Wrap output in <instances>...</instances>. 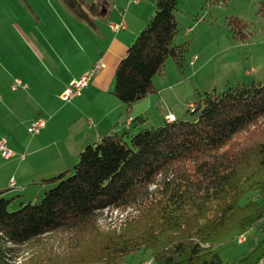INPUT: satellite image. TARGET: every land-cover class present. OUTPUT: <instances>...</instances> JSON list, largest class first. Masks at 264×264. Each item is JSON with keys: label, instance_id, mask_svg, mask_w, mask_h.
<instances>
[{"label": "trees", "instance_id": "obj_1", "mask_svg": "<svg viewBox=\"0 0 264 264\" xmlns=\"http://www.w3.org/2000/svg\"><path fill=\"white\" fill-rule=\"evenodd\" d=\"M61 1L78 22L96 28L101 1ZM178 3L154 0L153 15L117 65L112 94L124 108L159 94L153 81L165 75L168 59L183 68L186 46L172 45ZM229 29L247 41L244 21L231 19ZM190 105L194 122L165 119L87 145L72 173L44 182L48 188L34 202L0 190V264L56 233L75 234L86 246L68 264H141L135 259L146 254L154 264H223L218 247L264 222V80L205 92ZM107 211L129 215L100 231ZM92 231L99 239L89 245ZM235 264H264V239Z\"/></svg>", "mask_w": 264, "mask_h": 264}, {"label": "crops", "instance_id": "obj_2", "mask_svg": "<svg viewBox=\"0 0 264 264\" xmlns=\"http://www.w3.org/2000/svg\"><path fill=\"white\" fill-rule=\"evenodd\" d=\"M130 1L135 3L128 6L125 28L114 32L110 25L121 22L118 15L114 21L107 0H101L105 6L95 18V29L78 22L62 2L0 0V8L25 9L23 15L13 14L12 35L0 33V137L11 151L7 159L0 154V190L7 196L38 200L48 188L44 182L71 172L87 145L115 131L130 132L138 125L136 119L153 106L156 99L149 97L127 109L112 94L117 65L150 14L144 0ZM132 10L139 18L133 19ZM100 56L104 59L101 74L81 96L64 103L61 96L67 84ZM52 70L63 72L64 77L49 75ZM16 81L23 87L14 88ZM38 120L45 121V127L32 136L28 128Z\"/></svg>", "mask_w": 264, "mask_h": 264}, {"label": "rangeland", "instance_id": "obj_3", "mask_svg": "<svg viewBox=\"0 0 264 264\" xmlns=\"http://www.w3.org/2000/svg\"><path fill=\"white\" fill-rule=\"evenodd\" d=\"M54 1L62 2L61 0ZM97 1L101 0H87L89 3ZM131 3L134 4L135 1L107 0L109 11L115 13L114 21L118 15L119 22H121L118 24L113 22L110 25L111 30L112 25L123 26L118 31L125 28L123 21L129 14L128 6ZM144 3L148 8L147 15L148 11L150 14L139 33L153 15L154 0H144ZM101 5L100 10L105 6L103 3ZM24 10L19 7L14 8V11L9 10L8 7L0 8V33L7 32L12 35L9 27L14 22L13 14L23 15ZM66 11L71 14L68 9ZM131 15H134V20L136 17L139 18L133 10ZM176 18L178 32L172 45L186 46L185 64L180 69L173 59H168L165 65V75L158 76L153 81L160 92L150 97L156 100L147 114L142 115L141 119L145 121L131 128L132 136L143 129L159 127L162 125L160 121L168 113H174L178 119L194 122L195 118L188 113L189 105L195 104L199 95L205 92L222 93L228 88L238 85L249 86L264 80V0H179ZM231 19L242 20L248 25L249 37L246 42H238L232 37L229 29ZM98 25L101 26L103 23L98 22ZM105 25L108 26V24ZM97 43L99 45V42ZM94 52L92 50L89 56ZM99 58L102 57H97ZM192 59H195L194 62L197 64L194 65L193 62L191 65L190 60ZM89 70L71 82L78 81ZM55 73L56 71L52 70L49 75L60 79L64 77L61 71L56 75ZM95 77L97 76L91 77L88 83L90 84ZM71 82L67 84L64 91ZM88 86L70 101H62L67 104L72 103ZM10 185L14 186L13 181ZM16 209L15 207L10 208V212ZM128 215V212L120 211H107L100 214L98 222L99 227L103 229L100 231L114 229ZM259 227L263 228L259 229ZM259 227L243 232L237 237V241L218 247L223 264H235L248 256L263 241L264 222ZM95 234L93 231L90 233L91 236ZM77 238L75 234L64 235L62 233L46 236L23 247L20 250V256L12 264H49L51 259H55L58 263H72V258L78 253L75 250H82L86 247L81 239L77 240ZM96 240L95 236H92L87 238L86 242L90 245ZM135 261L141 264H154L148 254L139 255Z\"/></svg>", "mask_w": 264, "mask_h": 264}, {"label": "built area", "instance_id": "obj_4", "mask_svg": "<svg viewBox=\"0 0 264 264\" xmlns=\"http://www.w3.org/2000/svg\"><path fill=\"white\" fill-rule=\"evenodd\" d=\"M113 31H118L119 29L123 28V26L112 25L111 26ZM104 68V62L102 58H99L94 63V66L85 73L78 81L71 82L66 91L62 94L61 99L63 101H70L74 97L78 96L80 92L88 86V82L91 77L98 76ZM23 87L21 82L16 81L14 88ZM192 107V105H190ZM165 119L169 122H174L176 117L172 114H167ZM45 127V121L38 120L34 122L29 128L28 132L35 136L40 133V131ZM0 154L3 158L7 159L11 155V151L9 150L6 141L0 137Z\"/></svg>", "mask_w": 264, "mask_h": 264}]
</instances>
